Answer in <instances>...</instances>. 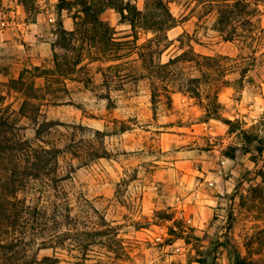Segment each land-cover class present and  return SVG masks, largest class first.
Here are the masks:
<instances>
[{"label": "rangeland", "instance_id": "374dc122", "mask_svg": "<svg viewBox=\"0 0 264 264\" xmlns=\"http://www.w3.org/2000/svg\"><path fill=\"white\" fill-rule=\"evenodd\" d=\"M123 1L0 0V264H264V0ZM18 140L59 149L26 185Z\"/></svg>", "mask_w": 264, "mask_h": 264}, {"label": "trees", "instance_id": "16d2710c", "mask_svg": "<svg viewBox=\"0 0 264 264\" xmlns=\"http://www.w3.org/2000/svg\"><path fill=\"white\" fill-rule=\"evenodd\" d=\"M102 4L100 7L96 10L95 9V3L96 1L94 0H58L57 7L59 9L62 8H69L71 4L77 3L79 6V10L77 13H84V15H89V13H102L106 8H113L117 13L120 14L121 17H124V13H140V11H137L135 8L129 7L127 2H124L123 0H101ZM156 5L157 7H161L162 9H165V12L169 18V12L167 9L164 7L163 3L161 0H156ZM75 24L76 21H75ZM83 25V28L89 30V28H86L87 25H85L84 22H81ZM170 23H168L166 26H169ZM74 31H68V34L71 35ZM160 32H164V28L160 29ZM91 36V35H89ZM64 38V37H62ZM88 41L90 42V37H88ZM111 42L115 43L114 39L112 38L110 40ZM117 44V43H115ZM56 65V64H55ZM160 66H164L165 64H160ZM60 68V65H58ZM218 116V115H216ZM222 120L226 123H229L230 121L228 119L222 118ZM3 125H7L6 121L4 119L0 120V127ZM0 136H3L2 134ZM17 145V153H14L15 158L18 160H22L23 156L26 155L28 158H32V166L29 171H24L21 173V176L24 178V182L27 179V177L30 176L32 179H37L41 178L42 176H46V170H47V165L49 163V160L51 159V156H53V153L58 152L59 149L55 147H46L43 146L40 143H36L34 145H30L29 142H24V141H16ZM264 149L262 146H257V150L261 152ZM3 150H7V147L2 143L0 140V153L3 152ZM18 164V163H17ZM3 167L0 168L2 170V173H0V178L8 176L9 178H12L13 175V170L9 169L8 171L5 169L7 168L6 165L2 164ZM14 177V175H13ZM22 180V178L20 179ZM23 181V180H22ZM19 183V185H26L27 181L25 183ZM13 191V187H9L8 185L3 186L0 189V195L2 196L1 204H0V247H6L8 249H12L14 247V242L17 240H22L18 233H16V227L15 225L16 220L18 219L21 221V216H19V211L15 209H11L9 204L10 200L6 197L7 194H11ZM58 212V211H57ZM34 216L39 215L40 216H46V211L42 209H35L32 211ZM23 216V215H22ZM11 224V228L13 229H8L5 225ZM3 225V228H2ZM5 226V227H4ZM15 226V227H14ZM54 237L55 243H58V239L60 237L59 231L54 233L53 235H50L49 238ZM232 260L234 264H244V259L240 255V253L237 251V249H233L232 252ZM35 262L37 260L34 259ZM39 263H43V260L39 261ZM30 264V263H27ZM200 264H203V261H201Z\"/></svg>", "mask_w": 264, "mask_h": 264}, {"label": "crops", "instance_id": "0c3cea01", "mask_svg": "<svg viewBox=\"0 0 264 264\" xmlns=\"http://www.w3.org/2000/svg\"><path fill=\"white\" fill-rule=\"evenodd\" d=\"M6 29L7 28H3L1 30V32H3V34L6 33ZM33 38H34V41L31 42L30 44L34 45L36 50L37 49L39 50L38 51L39 55L35 52V55H37L36 59L41 60V59H44V57H49L51 52H52L49 42L44 41V40L43 41H37L36 40L37 37L35 36V34H33ZM41 50H42V52H40Z\"/></svg>", "mask_w": 264, "mask_h": 264}]
</instances>
